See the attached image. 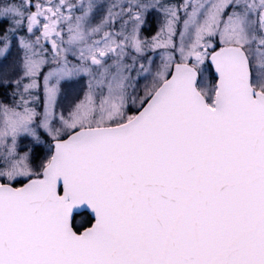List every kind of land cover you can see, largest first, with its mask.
Masks as SVG:
<instances>
[{"label": "snow or ice", "instance_id": "obj_1", "mask_svg": "<svg viewBox=\"0 0 264 264\" xmlns=\"http://www.w3.org/2000/svg\"><path fill=\"white\" fill-rule=\"evenodd\" d=\"M0 264H264V0H0Z\"/></svg>", "mask_w": 264, "mask_h": 264}]
</instances>
